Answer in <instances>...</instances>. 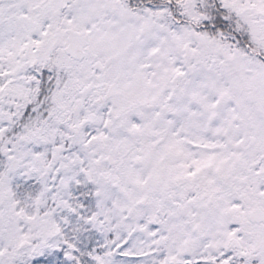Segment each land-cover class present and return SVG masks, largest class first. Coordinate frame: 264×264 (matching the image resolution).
Masks as SVG:
<instances>
[{
	"label": "snow or ice",
	"instance_id": "1",
	"mask_svg": "<svg viewBox=\"0 0 264 264\" xmlns=\"http://www.w3.org/2000/svg\"><path fill=\"white\" fill-rule=\"evenodd\" d=\"M0 264H264V0H0Z\"/></svg>",
	"mask_w": 264,
	"mask_h": 264
}]
</instances>
